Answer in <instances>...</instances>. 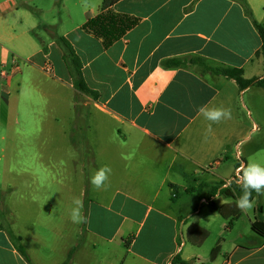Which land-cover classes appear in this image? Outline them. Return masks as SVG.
Instances as JSON below:
<instances>
[{
  "label": "crops",
  "instance_id": "0c3cea01",
  "mask_svg": "<svg viewBox=\"0 0 264 264\" xmlns=\"http://www.w3.org/2000/svg\"><path fill=\"white\" fill-rule=\"evenodd\" d=\"M243 1L118 0L112 9L139 18V23L105 48L82 29L98 14L100 0L80 24L38 50L50 66L53 54L57 56L55 79L76 93L70 103L75 116L67 134L75 161L81 158L83 166L72 180L53 176L49 186L37 179L22 185L40 195L44 188L68 189L69 201H82L86 219L81 229L68 233L51 228L43 234L36 229L37 197L18 198L14 203L18 207L8 204L7 218L28 259L0 228V264H45L43 260L52 258L55 250L58 254L50 264H169L177 255L191 264L208 261L201 260V252L212 230L200 222L202 206L236 203L237 199L222 196L221 189L235 176L240 160L244 165H264V87L256 84L264 79L256 28L264 22V0ZM14 5L10 0L0 3V14ZM59 37L72 45L83 79L96 98L73 86ZM224 68L242 69L244 78L254 83L242 90L235 80L216 72ZM78 95L85 98L77 99ZM258 99L262 115L256 117ZM204 105L232 112L231 119L212 125L207 138L211 122L197 112ZM257 132H263L261 137H255ZM104 166L110 168L108 180L95 188L90 179ZM200 176L206 180L199 181ZM207 184L218 186L215 196ZM253 198L259 203L254 220L264 219V194ZM202 199L208 203L202 204ZM210 214L214 223L218 212ZM239 219L227 229L222 218L221 231L234 238L221 254L229 239L220 236L215 245L221 252L215 260L210 253V264H264V238L253 231H236ZM14 220H21L20 225ZM253 221L249 220L250 226ZM194 225L209 233L200 246L202 232L191 229ZM79 237L85 239L83 246ZM52 239L59 246L53 247ZM94 252L99 254L94 257Z\"/></svg>",
  "mask_w": 264,
  "mask_h": 264
},
{
  "label": "rangeland",
  "instance_id": "374dc122",
  "mask_svg": "<svg viewBox=\"0 0 264 264\" xmlns=\"http://www.w3.org/2000/svg\"><path fill=\"white\" fill-rule=\"evenodd\" d=\"M4 1L7 0H0V3ZM10 1H14L15 5L0 14L1 207L7 209L8 204L18 207L14 204L19 202L18 198L36 196L40 209L36 219L37 231L45 234L49 233L51 228H62L69 233L70 229H81L84 222L71 224L70 210L73 204L69 201L68 189L44 188V195H40L38 190L25 189L22 185L25 181L37 179L49 186L53 176L66 180L78 178L80 173L77 174L75 170L83 164L81 158L78 162L75 161L77 159L74 158V149L67 134L72 129L75 116L76 109L72 108L70 103L76 100V93L63 87L61 82L55 79L57 56L53 54V63L50 66L43 63L42 52L39 53L38 50L42 51L43 46L55 40V36H60L80 24L88 10L100 5V0ZM47 65L51 67L50 72L41 68ZM81 98L85 97L77 96V99ZM256 105L255 116L259 117L262 115V100L258 99ZM262 133L257 132L255 137H261ZM42 143H45L44 150L39 149ZM96 143L98 141L95 136L94 146ZM260 154H263L262 150ZM44 166L52 168L43 170ZM27 169L34 172L27 173ZM198 180L204 181L206 178L200 176ZM188 183L193 184L190 179ZM203 195L208 197L206 191ZM222 199L224 198H218L216 203ZM255 201L254 207L259 205L257 199ZM254 207L250 212H241L236 231L252 234L249 220L253 221L256 217ZM211 210L210 205L201 208L200 222L210 224L209 228L212 230L201 252L202 256L204 255L201 260H208L204 261V264H210L211 250L220 238L229 239L221 254L230 248L234 238L221 231L222 218L219 214L214 223L209 221L212 217ZM13 222L20 225L21 220ZM47 240L50 241L51 238L48 236ZM51 244L53 247L59 246L53 239ZM64 244L66 240L61 242V246ZM78 244L83 246L85 239L79 237ZM96 253L98 252H94V257ZM57 254L55 250L52 258L43 261L50 264Z\"/></svg>",
  "mask_w": 264,
  "mask_h": 264
},
{
  "label": "trees",
  "instance_id": "16d2710c",
  "mask_svg": "<svg viewBox=\"0 0 264 264\" xmlns=\"http://www.w3.org/2000/svg\"><path fill=\"white\" fill-rule=\"evenodd\" d=\"M117 1L118 0H102L98 14L95 17L88 19L82 26L84 31L93 35L95 38L100 39L105 48L113 45L117 40L122 38L128 31H130L139 23V18L137 17L115 12L112 7ZM256 28L261 39V49L258 52V55L261 56L264 61V22L261 24H256ZM57 42L64 51L63 59L72 77L73 86L78 91L85 94H91L96 98V93L87 87L83 79L81 71L82 66L72 45L63 37H59ZM216 72L227 78L235 80L242 90L248 88L254 83L253 80H247L244 78L242 69L224 68ZM256 84L258 86L264 87V79L258 80ZM206 186L209 188L210 195L215 196L218 186L212 187L209 184ZM221 194L236 200L242 195L241 184H233L230 188H223L221 189ZM255 195L257 194H252L253 197ZM209 204L212 210H216L218 214L227 221V229L233 228L235 222L241 216V211L236 207V203L226 204L221 207H217L214 202H209ZM258 212L262 213V208H258ZM7 214L8 211L3 209L0 203V228L7 233L11 242L17 247L20 254L25 259H28L25 247L22 244V239L13 232L11 224L7 218ZM251 228L255 234L264 238V219H255L251 224ZM191 229H198L202 232V240L197 246H200L201 243L204 242L209 236V233L199 226L194 225ZM220 252V245H217L211 251V260H215ZM172 263L191 264L190 262L185 261L180 255L175 256L172 260Z\"/></svg>",
  "mask_w": 264,
  "mask_h": 264
},
{
  "label": "clouds",
  "instance_id": "9594fccd",
  "mask_svg": "<svg viewBox=\"0 0 264 264\" xmlns=\"http://www.w3.org/2000/svg\"><path fill=\"white\" fill-rule=\"evenodd\" d=\"M197 112L199 115H202L206 121L211 122L207 125L205 130V138H207V134L212 133L213 124L232 118L231 109L223 106L209 107L204 105L200 106L197 109ZM109 173L110 168H108V166L98 169L91 177L90 183L95 188L103 187L108 180ZM237 182L241 184L242 195L237 199L236 207L241 212H250L255 205V199L252 194H264V165L254 162H249L247 165H243L242 175L237 177ZM72 204L73 206L70 210L71 221L76 224L83 223L86 218L83 215L82 201L79 198H76L73 199Z\"/></svg>",
  "mask_w": 264,
  "mask_h": 264
},
{
  "label": "built area",
  "instance_id": "2783aa9c",
  "mask_svg": "<svg viewBox=\"0 0 264 264\" xmlns=\"http://www.w3.org/2000/svg\"><path fill=\"white\" fill-rule=\"evenodd\" d=\"M44 70L50 72V71H51V67H49V65H47L46 67H44ZM239 160H240V158H239ZM243 165H244L243 162L240 160V165H239L238 168L236 169V174H235V176L229 178V179L223 184V188H230L233 184H239V185H240V183L237 182V177L240 176V175H242V166H243ZM201 203H202V204H207L208 202H207L205 199H202V200H201ZM169 264H173V263L170 262Z\"/></svg>",
  "mask_w": 264,
  "mask_h": 264
}]
</instances>
